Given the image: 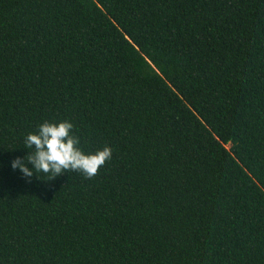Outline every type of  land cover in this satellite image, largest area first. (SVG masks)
<instances>
[{
	"label": "trees",
	"instance_id": "trees-1",
	"mask_svg": "<svg viewBox=\"0 0 264 264\" xmlns=\"http://www.w3.org/2000/svg\"><path fill=\"white\" fill-rule=\"evenodd\" d=\"M61 120L95 175L9 167ZM0 264H264V0H0Z\"/></svg>",
	"mask_w": 264,
	"mask_h": 264
},
{
	"label": "clouds",
	"instance_id": "clouds-1",
	"mask_svg": "<svg viewBox=\"0 0 264 264\" xmlns=\"http://www.w3.org/2000/svg\"><path fill=\"white\" fill-rule=\"evenodd\" d=\"M72 129V123L67 120L40 123L35 132L24 137L26 155L11 160L9 167L29 179L37 178L38 173L53 179L69 170L92 177L111 157V149L106 146L94 153H85Z\"/></svg>",
	"mask_w": 264,
	"mask_h": 264
},
{
	"label": "rangeland",
	"instance_id": "rangeland-1",
	"mask_svg": "<svg viewBox=\"0 0 264 264\" xmlns=\"http://www.w3.org/2000/svg\"><path fill=\"white\" fill-rule=\"evenodd\" d=\"M229 146H227V148H228Z\"/></svg>",
	"mask_w": 264,
	"mask_h": 264
}]
</instances>
